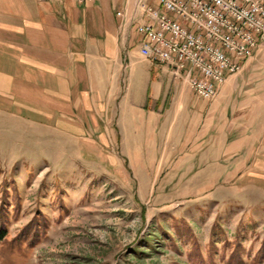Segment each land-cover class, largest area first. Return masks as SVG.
Masks as SVG:
<instances>
[{
  "label": "rangeland",
  "instance_id": "1",
  "mask_svg": "<svg viewBox=\"0 0 264 264\" xmlns=\"http://www.w3.org/2000/svg\"><path fill=\"white\" fill-rule=\"evenodd\" d=\"M121 96L82 112L80 137L0 109V264H264V178L242 135L191 118L150 136Z\"/></svg>",
  "mask_w": 264,
  "mask_h": 264
},
{
  "label": "crops",
  "instance_id": "2",
  "mask_svg": "<svg viewBox=\"0 0 264 264\" xmlns=\"http://www.w3.org/2000/svg\"><path fill=\"white\" fill-rule=\"evenodd\" d=\"M114 2L0 0V109L50 119L74 137L85 135L82 112L109 110L119 94V110L142 118L150 136L191 118L226 120L233 142L243 137L248 168L264 178V45L213 103L194 104L186 100L193 92L187 81L182 87L169 67L141 56L140 38L133 27L122 30Z\"/></svg>",
  "mask_w": 264,
  "mask_h": 264
},
{
  "label": "built area",
  "instance_id": "3",
  "mask_svg": "<svg viewBox=\"0 0 264 264\" xmlns=\"http://www.w3.org/2000/svg\"><path fill=\"white\" fill-rule=\"evenodd\" d=\"M114 7L122 30L138 34L141 56L172 68L203 100L264 45V0H115Z\"/></svg>",
  "mask_w": 264,
  "mask_h": 264
},
{
  "label": "trees",
  "instance_id": "4",
  "mask_svg": "<svg viewBox=\"0 0 264 264\" xmlns=\"http://www.w3.org/2000/svg\"><path fill=\"white\" fill-rule=\"evenodd\" d=\"M5 237V234L3 232H0V241H2Z\"/></svg>",
  "mask_w": 264,
  "mask_h": 264
}]
</instances>
